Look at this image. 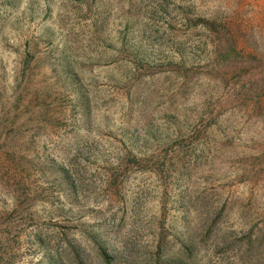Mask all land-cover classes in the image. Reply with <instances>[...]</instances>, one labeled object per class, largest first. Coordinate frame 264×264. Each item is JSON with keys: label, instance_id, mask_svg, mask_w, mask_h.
<instances>
[{"label": "rangeland", "instance_id": "374dc122", "mask_svg": "<svg viewBox=\"0 0 264 264\" xmlns=\"http://www.w3.org/2000/svg\"><path fill=\"white\" fill-rule=\"evenodd\" d=\"M0 264H264V0H0Z\"/></svg>", "mask_w": 264, "mask_h": 264}]
</instances>
